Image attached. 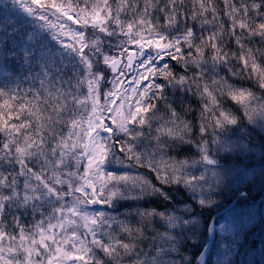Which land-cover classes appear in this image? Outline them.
<instances>
[{"label": "snow or ice", "instance_id": "6c2138e0", "mask_svg": "<svg viewBox=\"0 0 264 264\" xmlns=\"http://www.w3.org/2000/svg\"><path fill=\"white\" fill-rule=\"evenodd\" d=\"M186 96L200 102L198 140L177 108L192 110ZM243 119L264 128V0H6L0 264H192L183 246L198 234L195 264H208L200 214L167 202L182 186L201 208L215 204L224 177L214 154L233 150L229 133L243 131ZM183 144L199 159L170 154ZM151 198L164 210L136 207L124 219L87 210ZM216 224L234 238L219 262L231 264L237 225Z\"/></svg>", "mask_w": 264, "mask_h": 264}, {"label": "trees", "instance_id": "16d2710c", "mask_svg": "<svg viewBox=\"0 0 264 264\" xmlns=\"http://www.w3.org/2000/svg\"><path fill=\"white\" fill-rule=\"evenodd\" d=\"M6 0H0V7H2L3 3H5ZM10 6V5H9ZM221 8L223 5H220ZM23 19V17H21ZM25 28H30V25H23ZM168 63L172 64L175 68V71L177 73H180L182 69L179 65L175 63V61H168ZM221 75H224V71L222 70ZM21 79H23V75L21 76ZM163 82V81H161ZM238 84H242L244 87H253L254 90L257 91V94L259 95V90L253 85L251 82H244V81H236ZM24 88L28 87V83H23L21 85ZM172 92L170 91V95ZM184 101L186 105H191V111L188 113H184L183 109L177 104L178 111L181 112L182 115H185L186 119L189 121H192L194 125V139H199V132H198V116H199V100L196 97L193 96H186L184 97ZM225 107L236 110V106L231 101L225 102ZM239 115V112L237 113ZM242 123L246 125L245 129L243 131H240L237 129L235 132H231L232 134H235L239 137V139L246 142V145L248 142H250V147H248L249 151H244L243 148H235L233 146V150L231 152H224L220 151L214 154V158H216L219 161V166H225L227 165H243L248 166L247 168H250V176L245 177L237 182V188L235 189H224V188H218V192H221V195L223 194L221 201L218 203H215L211 207L201 208L197 202L196 198L192 196L191 193L184 190L181 186L179 191H171L170 194L174 197L175 204L169 203L168 210L171 211L173 207H175L177 214L182 213L186 214L188 213L186 211V207L190 208L193 213H199L197 217L200 218L198 221V233L205 234L207 232V226L211 224V221L215 222L219 218L220 222H222V214L221 211L223 209H226V206L230 202V199L240 194L241 190H246L248 192V197L250 196L251 199H257L258 195L261 194L262 188L259 187L256 188V185H258L257 180V172L262 170V166H264V137H262V133L258 128H260L259 125H248L246 119L242 120ZM208 139H211V136L209 135ZM196 148L194 145L189 144H183L178 147H174V149L171 151V155L177 157L178 159H190L192 157H195ZM224 157H228L227 160L224 159ZM218 166V167H219ZM254 167V168H252ZM138 171L141 174H148L147 169H141ZM150 178L153 180L154 183H156L158 186L159 182L155 180L154 174L150 175ZM167 188V186H164ZM175 187V186H174ZM257 196V197H256ZM231 197V198H230ZM247 199V198H246ZM136 207H157L160 210H164V204L161 203V200L158 198H151L150 201H117L111 210L110 215L118 216L121 219H124L126 217V214L128 211L136 208ZM102 210L101 206H99ZM105 209V208H103ZM190 214V213H189ZM251 217V216H250ZM36 218L38 219L39 216L37 215ZM6 220L9 224H11V216H7ZM133 223H135V218H132ZM33 222V215L29 212L25 214L24 216V223L25 224H31ZM216 225L215 232L218 230V224ZM237 225V236L235 237V248L234 251L229 258L231 261V264H264V213H260L257 217H254L253 219H250V222L248 220H240L236 223ZM159 226V225H158ZM219 231V230H218ZM206 236V235H205ZM207 238V237H206ZM233 237L231 235L227 236V244L232 243ZM207 241V239H206ZM201 244V237L198 234L196 240L193 242L189 240L184 246H183V254L188 256L190 260L192 261V264H195V258L197 257L198 253L202 248L197 247ZM212 244L210 243L208 246V249L206 251V259L208 260V264H216L218 258V252H213L214 247H212Z\"/></svg>", "mask_w": 264, "mask_h": 264}, {"label": "rangeland", "instance_id": "374dc122", "mask_svg": "<svg viewBox=\"0 0 264 264\" xmlns=\"http://www.w3.org/2000/svg\"><path fill=\"white\" fill-rule=\"evenodd\" d=\"M239 115L242 116V113H239ZM258 129L262 133V137H264V128L260 127ZM227 142L231 145H234L235 148H243L244 151H246V152L249 151L248 147H250V142H248L246 145V142L239 139L238 136H236L235 134H232L231 132L229 133V139L227 140ZM190 159L198 160L199 154L196 152L195 157H192ZM247 167L248 166H243V165L233 166V165H227V164L225 166H222V167L221 166L217 167L216 170L221 174V176L224 177L218 188H224V189H226V188L234 189L235 188L236 189L237 188V182L239 180L250 176V168H247ZM252 168H254V167H252ZM112 169L114 171L122 170L121 166L115 165L114 163L112 165ZM139 170H141V169H139ZM133 171H138V169H134ZM203 171H204V167L201 165H198L196 168L192 169V172H194L197 175H199ZM208 175L211 176L210 171L208 172ZM256 177H257V180L259 182L258 185H256V188L259 187V184H260V187L262 188L263 192L261 194H259L258 197L256 196L257 199H251V200H250V196L248 197V192H246V190H244V189L240 191V194L238 195V197L237 196L233 197V195H231L232 198L230 197L231 199H230V202L228 203V205L226 206V209H223L221 211L222 222H223L224 218H228L230 220H233L235 223L239 222L240 220H248L250 222V219L257 217L260 213H264V166H262V170L257 172ZM221 192L222 191L218 192V190H216L212 194V198L215 200V203H218L221 201V198L223 196V194L221 195ZM241 192L245 193V195L242 196ZM99 206H101L103 211H105L107 213H111V210H112L111 207L109 208V207H105L102 205H93V206H90L87 210L88 211H95V210L100 209ZM103 208H105V209H103ZM178 214H182V213H178ZM183 215L189 216L190 214L186 213ZM197 220L199 221L200 218L197 217ZM215 224L216 223L214 222L213 238L209 241L211 234L206 232L204 235H206V237H207L206 242H207L208 246L211 243L212 244L211 248L214 247L213 252H215V251L218 252V258L215 261L217 262L216 264H219V262L223 259V256H222V253L224 251L223 246L225 244H227V236H224L223 234L219 233L218 230H217V232H215V229H216Z\"/></svg>", "mask_w": 264, "mask_h": 264}, {"label": "water", "instance_id": "95a60500", "mask_svg": "<svg viewBox=\"0 0 264 264\" xmlns=\"http://www.w3.org/2000/svg\"><path fill=\"white\" fill-rule=\"evenodd\" d=\"M211 224L214 226V222L213 221H211ZM213 234H214V231H213V233H211L209 241L213 238Z\"/></svg>", "mask_w": 264, "mask_h": 264}]
</instances>
